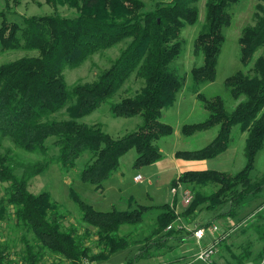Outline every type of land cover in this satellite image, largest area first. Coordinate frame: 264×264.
Returning a JSON list of instances; mask_svg holds the SVG:
<instances>
[{"label":"trees","instance_id":"16d2710c","mask_svg":"<svg viewBox=\"0 0 264 264\" xmlns=\"http://www.w3.org/2000/svg\"><path fill=\"white\" fill-rule=\"evenodd\" d=\"M46 1L54 14L24 18L23 26L9 22L8 13L0 11V51L38 52L37 57H24L0 66V138H9L26 153L47 155V141L54 137V145L59 149L55 158L29 167L21 177L6 157H0V182L8 184L7 196L1 200V212L12 207L16 220L34 234L35 241L44 250L35 252L28 245V264H62L61 261L46 263V251L67 264L106 261L128 248V237L121 235L124 226H138L147 213L159 210L157 237L145 241L126 263L137 264L171 250L176 231L168 227L174 226L181 215L193 216L203 206L215 211L230 197L227 215L233 217L246 201L264 191V176L255 183L250 178L257 154L264 146V54L255 61L252 76L240 71L226 79V88L239 102L232 111L227 110L219 96L207 98L201 90L216 81L226 42L223 30L232 24L229 11L242 0H206L205 20L194 44L195 55L202 58L203 64L193 68L190 77L192 94L208 117L198 124L184 125L182 133L190 137L216 127L219 131L206 147L178 151L175 157L186 161L216 159L230 148L232 130L238 127L239 131L248 132L246 166L235 175L215 170L182 173L172 181L173 190L179 186H219L212 196L196 195L182 214L176 211V199L173 205L97 211L71 188L70 197L80 210L82 222L96 230L102 247L100 254L93 255L85 243L89 233L79 236L76 229L64 228L62 221L68 211L49 192L38 195L30 192V182L52 163L58 164L64 174H70L76 169L77 160L90 152L92 156L79 177L99 191L119 170L121 158L131 150L138 154L136 167L153 165L163 159L158 142L174 132L172 126L161 122L163 111L174 106L184 87L173 64L182 52V31L200 21L201 0L157 2L152 11H145L142 0H65L64 3L77 10L73 18L58 13L60 0ZM258 1L256 23L245 27L239 39L240 60L245 68L260 50L264 52V0ZM122 43H126V48L96 81L68 86L64 76L66 67H77L89 57ZM134 73L144 81L143 88L136 95L112 104L111 112L117 118L141 116L143 123L136 131L114 139L102 124L81 122L115 96ZM68 107L69 119H51ZM183 241L184 238H178V244ZM260 255L264 256V249ZM244 256L241 258L245 259ZM0 258H4L3 253Z\"/></svg>","mask_w":264,"mask_h":264},{"label":"rangeland","instance_id":"374dc122","mask_svg":"<svg viewBox=\"0 0 264 264\" xmlns=\"http://www.w3.org/2000/svg\"><path fill=\"white\" fill-rule=\"evenodd\" d=\"M142 1L146 5L145 11H152L160 0ZM161 1L169 2V0ZM60 2L57 11L61 16L67 18L77 16L76 9L64 3L65 0H60ZM205 2L206 0H201L198 4L200 9L199 23L194 26L187 25L182 31V52L173 64L183 79L184 87L179 93L174 106L165 110L161 119V122L172 126L175 133L162 138L158 142L159 147L163 149L164 155L170 159V154L173 151H195L206 147L215 139L216 136L214 134L219 130L216 127L208 131L197 132L190 137L182 133L184 125L198 124L205 121L208 117L207 111L202 108L198 100L194 99L195 96L191 90L192 79L190 77L192 69L203 64L202 58L195 55L194 44L205 20ZM258 2V0H242L239 4L231 7L229 12L232 15V24L223 30L226 42L219 58L216 81L205 85L201 90L207 98L219 96L223 99L228 111H232L239 102L234 100L226 88V79L240 71L252 76L254 74L252 73V68L255 61L260 55L264 54L263 50H260L247 68L243 66L240 60L241 46L239 39L244 27L255 25L254 14ZM0 11L8 13L7 19L9 22H16L21 26H23L24 18L51 16L55 12L46 0H0ZM1 21L2 19H0ZM124 48H126V43L101 51L89 57L77 67H66L64 70L66 83L70 88L76 84L93 83L104 70L111 67ZM37 56V51H0V66L24 57ZM143 86L144 81L134 73L115 96L103 103L96 112L83 118L81 122L89 125L102 124L104 131L114 139L136 131L143 123L142 117H114L111 112V105L119 103L123 98L136 95ZM69 118V107L51 116V119L55 120H67ZM247 135L248 132L239 131L238 127L233 128L231 136L233 138L231 144L233 145V151L213 160L210 163V170L232 175L241 172L247 163L245 155ZM55 140L53 137L47 141L49 152L47 155H42L39 153H26L15 147L9 138H0V157H6L9 164L15 169L16 175L21 177L29 167L39 163L45 164L46 160H51L58 155L59 149L54 145ZM91 156L90 152L84 153L77 160L76 169L70 174H64L58 164L52 163L41 175L31 180L29 190L35 195L49 192L53 200L57 201L68 211V215L62 221L64 228L76 229L79 236H85L88 232L89 235L85 243L86 246L92 249L93 255L100 254L102 247L99 245L96 230L82 222L80 210L70 197L71 188L80 194L83 200L92 205L95 210L102 212H109L113 209L130 211L134 206L133 204L130 206L131 202L146 207H158L165 204H173L176 198L182 202L179 206V210L182 211L185 206L187 208L190 205L184 202V191L189 190L194 199L196 195L212 196L219 189V186L215 184L182 187V189L178 190V196L176 197L171 186L176 172H173L174 167L171 165L170 159H166L169 166L165 168L164 166L160 167L158 164L136 167L135 162L138 154L135 150H132L122 158L117 173L105 182L103 188L105 192L102 193L101 190L97 191L93 185L82 182L79 177L80 171L85 167ZM138 175L143 178L142 182L134 180ZM263 176L264 146L257 154L255 167L250 178L255 183L261 180ZM7 186L8 184L0 182V253L4 254V258H0V264H28V245L33 246L35 252L42 253L44 250L35 241L34 234L16 220L12 207L6 208L3 213L1 212V200L7 196ZM229 208L230 197L224 199L220 207L215 211L207 210L203 206L193 216L186 217L181 215L182 218H186L187 223L179 222L174 224L173 228L176 234L174 235L175 239L170 243L172 246L171 250L179 243L178 238L194 237V233L198 228L207 229L202 246L213 242L214 236L208 230L213 225L219 227L224 239L218 244L217 250L219 252L213 257L212 262L197 260V254L203 247L196 243V239L188 241L184 248L193 251V254L190 255L188 260H184L179 264H216L219 256L224 254L223 252L226 246H228L227 242L231 239L230 230L233 228L230 226L231 221L229 219H233L234 217L237 218L236 227L239 228L236 236H238V240L243 239L242 241H245L247 249L239 251L236 248L234 251L236 254L234 255L228 252L225 253L226 255H223V264H240L244 260V264L249 260H252L254 264H264V256L260 255L263 251V247L261 246L264 244V191L259 196L246 201L238 209L236 216L231 217L227 215ZM159 214V210H154L145 215L142 224L138 226H124L122 228L121 235L127 236L129 240V246L124 251L114 254L106 261L93 262L85 260L83 264H126L128 260H131L139 252L140 247L145 241L157 237L155 235L157 228L156 219ZM214 234L218 236L219 233ZM171 252L167 250L162 252V254L169 259L173 256ZM243 254H245V259L241 258ZM160 255L161 253L156 254L157 257ZM44 261L46 263L61 261L62 264H67L63 262L62 258L51 255L47 251L44 253ZM145 262L144 260L140 261L142 264Z\"/></svg>","mask_w":264,"mask_h":264},{"label":"crops","instance_id":"0c3cea01","mask_svg":"<svg viewBox=\"0 0 264 264\" xmlns=\"http://www.w3.org/2000/svg\"><path fill=\"white\" fill-rule=\"evenodd\" d=\"M169 1H171V0H169ZM159 2H163V1H159ZM206 3V2H205ZM259 3V2H258ZM257 3V4H258ZM256 4V5H257ZM248 26H250V25H248ZM245 28V27H244ZM195 96V95H194ZM194 99H196L197 100V98H196V96H195V98ZM165 111V110H164ZM164 111H163V114H164ZM219 131V130H218ZM218 131L217 132H215V134H214V136H217V134H218ZM175 133V131L173 132V134ZM216 138V137H215ZM233 145H231L230 146V148L225 152V153H223L222 155H225L226 153H229V152H231V151H233V147H232ZM161 149V148H160ZM132 151V150H131ZM161 151L163 152V149H161ZM178 151L176 150V151H173V153H171L170 154V156H171V159L169 158V157H166L165 155H164V152H163V155H164V157H163V159L161 160V161H159V162H157L156 164H158L160 167H162V166H164V168L165 167H167V166H169V163L168 162H166V159L168 158V159H170V162H171V165L174 167V171L173 172H176L175 173V177L173 178V180H175L176 178H178L182 173H184V172H186V171H205V170H210L211 168H210V163L213 161V160H215V159H213V160H205V161H186V160H183V159H177L176 157H175V154L177 153ZM222 155H220V156H222ZM220 156H218L217 158H219ZM123 158V157H122ZM122 158H121V160H122ZM216 158V159H217ZM117 173V172H116ZM120 173V172H119ZM118 175H121V174H118ZM114 176V175H113ZM112 176V177H113ZM172 180V181H173ZM179 189H182V187L181 188H179ZM178 189V190H179ZM172 191H173V189H172ZM101 192L102 193H104L105 191H104V189L103 190H101ZM174 192V191H173ZM174 194H175V192H174ZM177 194H178V191H177ZM176 194V197L178 196ZM131 204H133L134 206H133V208H135L137 205H136V203L135 202H131ZM182 204V202L180 201V200H177V198H176V211H177V213L178 214H181V213H183L184 211H185V209H186V206L184 207V209L182 210V211H180L179 210V206ZM170 205H173V204H170ZM238 213V212H237ZM237 218L236 217H234L233 219H229L231 222H230V226H231V228H233L232 230H230V237H231V239H230V241L229 242H227V245L228 246H226V248H225V250H224V254H222L221 256H219V258H218V260H217V262H216V264H223L224 263V256L223 255H226L225 253H230L231 255H234V254H236L234 251H235V249L237 248L239 251L240 250H244V249H247L246 248V244L242 241V240H238V236H236L237 235V233H238V230H239V228L238 227H236V225H237V220H236ZM181 223V222H183V223H187V220H186V218H182V217H180L179 219H178V221L176 222V223ZM190 226V225H189ZM183 235V234H182ZM212 235L214 236V238L213 239H215L217 236H216V234H214V233H212ZM184 236V235H183ZM192 239H195L194 237H186V238H184V241L182 242V244H176V246H175V248L174 249H172V250H169V251H172L171 253H172V258H169V259H167V257H164V255L163 254H161L160 256H154L153 258H151V259H148V260H144V261H146L145 263H143V264H179L180 262H182V261H184V260H188V258L190 257V255L191 254H193V251H190L189 249L188 250H186L185 248H184V246L186 245V243L188 242V241H190V240H192ZM204 239H205V237H204ZM203 239V240H204ZM202 240V241H203ZM197 241V240H196ZM197 243V242H196ZM198 244V243H197ZM203 244V243H202ZM211 243H209V244H207V245H204V247H207L208 245H210ZM263 244V243H262ZM261 247H263V249H264V244L261 246ZM262 249V250H263ZM242 250V251H243ZM217 252H219V250H217ZM261 253V252H260ZM137 264H142V263H137ZM215 264V263H214ZM226 264V263H225ZM245 264H254L253 263V261L252 260H249V261H247V263H245Z\"/></svg>","mask_w":264,"mask_h":264},{"label":"built area","instance_id":"2783aa9c","mask_svg":"<svg viewBox=\"0 0 264 264\" xmlns=\"http://www.w3.org/2000/svg\"><path fill=\"white\" fill-rule=\"evenodd\" d=\"M136 182H142L143 178L138 175L134 178ZM182 186H179L181 188ZM175 194H177L178 190H173ZM184 196V202L186 204H190L191 201L193 200V196L189 190L184 191L183 193ZM173 226L168 227V230L172 229ZM206 230L205 228H198L195 233H194V238L197 240L198 245L202 246V240L206 236ZM211 233H219L218 236L213 239V242H211L210 245L207 247L202 246L203 248L198 252L197 254V260L203 261V262H212L213 257L217 253V246L221 242V240L224 239L222 236V232L219 229L217 225H213L208 229Z\"/></svg>","mask_w":264,"mask_h":264}]
</instances>
